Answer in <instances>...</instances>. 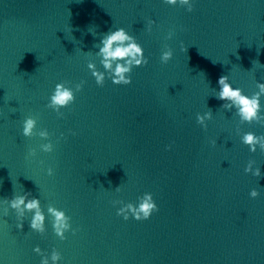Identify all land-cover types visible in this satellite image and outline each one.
I'll use <instances>...</instances> for the list:
<instances>
[{
  "label": "water",
  "instance_id": "water-1",
  "mask_svg": "<svg viewBox=\"0 0 264 264\" xmlns=\"http://www.w3.org/2000/svg\"><path fill=\"white\" fill-rule=\"evenodd\" d=\"M190 2L191 12L179 0H0V264H40L36 246L58 251V264H264V154L240 142L264 126L242 124L214 97L221 75L249 96L264 83V0ZM118 27L148 64L127 86L98 87L86 65L100 67L95 43ZM165 45L173 56L161 64ZM82 80L62 118L46 107L56 83ZM205 111L207 130L196 123ZM28 116L31 138L21 135ZM48 140L53 151L42 152ZM249 162L261 177L245 174ZM25 191L40 199L43 234L28 212L22 230L15 210L5 216L4 199ZM146 192L158 206L148 220L116 215L113 201ZM49 206L75 235L55 236Z\"/></svg>",
  "mask_w": 264,
  "mask_h": 264
},
{
  "label": "clouds",
  "instance_id": "clouds-1",
  "mask_svg": "<svg viewBox=\"0 0 264 264\" xmlns=\"http://www.w3.org/2000/svg\"><path fill=\"white\" fill-rule=\"evenodd\" d=\"M178 0H163V3L170 6H177ZM179 5H186V11L191 12L193 10V4L190 0H179ZM155 21H148V31H151V25ZM173 33L170 31L166 39H171ZM97 50L94 55L97 57L99 68L96 62H87V69L89 70L91 77L94 78L95 84L98 87H103L105 80H110L113 85L127 86L131 84V72L133 68H139L148 64V58L144 54L143 47L137 42L134 35L130 34L123 27L115 29H109L107 32L102 33L100 39L95 43ZM181 50L184 51L183 44L181 42ZM173 56V51L168 45L164 46V49L160 54V63L167 64ZM264 65V64H262ZM102 69V70H101ZM69 81L56 83L51 95L48 98L46 107L51 109L57 114L58 118H62L64 113L61 109L68 108L75 101V93L80 92L85 81H80L74 84L73 87H69ZM218 88L215 89L214 97L217 100L223 101L221 108L227 111H233L238 117V120L242 124H259L264 126V109L261 107L260 98L264 96V83L257 82L255 91L251 96L245 95L243 90L239 87H233L229 82L227 75H221L217 80ZM212 111H205L203 114H196V123L204 130H207V121L212 120ZM36 128V120L32 116L26 117L22 122L21 135L26 138H31L37 133L34 132ZM74 134V133H73ZM38 136L47 140L49 132L47 129H42L38 132ZM63 138V133H61ZM240 142L247 146L249 152L255 153L257 150L264 154V135H256L251 131L244 132L240 137ZM213 146L216 141H209ZM53 143L48 140L46 143L39 145L42 152L50 153L53 151ZM168 148L171 145L167 146ZM36 155L35 149H29L28 156L34 157ZM47 175L53 174L51 167L47 168ZM245 174L250 173L254 177H261V171L259 167L252 168L251 162L244 167ZM259 195L256 189H252L249 192L250 198H256ZM4 202L7 204L5 209V216H7L8 210H15L18 214L17 229H23V219H21L25 212L31 214L29 219V229L35 233L43 234L46 231L45 228V212L41 208L40 199L33 197L30 192H23L22 194H13L10 198H5ZM113 206L120 204L117 209L116 215L127 221L130 217L136 221L148 220L154 212L158 211V206L153 200L151 193H144L137 197L136 203L131 202L124 203L121 200H115L112 202ZM48 216L52 217L51 227L56 237L61 241L66 239L65 233L71 231L75 235L76 229H73L70 224V217L65 214L63 210H59L54 206H49L47 209ZM33 251L41 257L40 264H58L61 260V255L54 248L49 255H46L39 246L33 248Z\"/></svg>",
  "mask_w": 264,
  "mask_h": 264
}]
</instances>
